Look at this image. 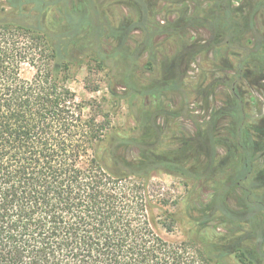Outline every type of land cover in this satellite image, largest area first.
I'll return each mask as SVG.
<instances>
[{
  "label": "trees",
  "instance_id": "trees-1",
  "mask_svg": "<svg viewBox=\"0 0 264 264\" xmlns=\"http://www.w3.org/2000/svg\"><path fill=\"white\" fill-rule=\"evenodd\" d=\"M203 52L232 56L231 74L188 84ZM87 60L130 98L138 135L85 114L68 75ZM241 81L264 88V0H0V264H264V115L249 120ZM218 86L221 106L186 114ZM159 171L211 191L180 241Z\"/></svg>",
  "mask_w": 264,
  "mask_h": 264
},
{
  "label": "rangeland",
  "instance_id": "rangeland-1",
  "mask_svg": "<svg viewBox=\"0 0 264 264\" xmlns=\"http://www.w3.org/2000/svg\"><path fill=\"white\" fill-rule=\"evenodd\" d=\"M50 1V0H48ZM118 17L125 15L123 6L114 7ZM122 12L125 13L122 15ZM55 15V12L53 13ZM161 15L160 18H162ZM76 18V16H75ZM91 34L98 33V28L91 27ZM81 29L78 28V32ZM232 57V56H231ZM229 57L227 61L222 62L214 57V54L203 52L194 61V64L190 66V70L186 74L185 81L190 85H198L203 80L204 86L212 83L215 79V73H218L219 68H225L221 74L225 77L231 74L229 71L232 58ZM145 61V58L143 57ZM225 63V64H224ZM229 66V67H228ZM70 74L68 75V85L76 93L78 101L84 102V112L86 115H93L97 117L98 121H106L108 130L110 132L122 133L124 135H138V129L135 117L133 116L131 100L130 98H116L112 94V88H117L118 92L122 93V88H119L111 73L101 67L99 63L93 60H87L80 65H74L70 68ZM216 70H219L218 72ZM35 67L31 64H25L23 68V76L27 79H31L35 74ZM144 71V70H143ZM146 77L151 76L153 72L150 70L145 71ZM148 73H151L148 75ZM202 79V80H201ZM248 82L241 81L240 87L243 97L246 102V111L250 121H260L264 115V88L255 90L248 86ZM215 94L207 98H200L195 93L190 96L188 109L186 114L188 116L205 115L208 116L211 110L221 106L228 97V92L224 87H214ZM125 95V94H123ZM250 95L254 97L253 101H249ZM186 118V117H185ZM185 127L193 129L191 118L188 117L182 121ZM224 154V150H220ZM155 184V193L161 196L171 197L173 201L171 209L179 215L176 225L175 233L165 234L169 239L180 241L183 237V231L187 230L190 225H187L183 213L187 210L189 202L196 196L197 193L208 199L211 191L207 186H202L194 181L186 178H182L176 175H172L163 171L156 172L152 178ZM262 220L264 222V210L261 211ZM214 222L209 224L208 233L213 232ZM218 231L223 234H228L226 228L219 227ZM163 232L165 230L163 229ZM233 264H241L234 256L232 257Z\"/></svg>",
  "mask_w": 264,
  "mask_h": 264
}]
</instances>
